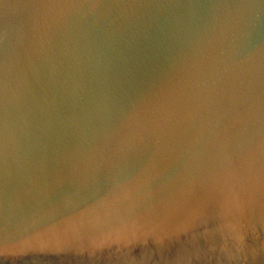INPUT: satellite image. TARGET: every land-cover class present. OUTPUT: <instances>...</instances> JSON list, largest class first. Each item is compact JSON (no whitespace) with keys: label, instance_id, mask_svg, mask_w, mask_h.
<instances>
[{"label":"water","instance_id":"95a60500","mask_svg":"<svg viewBox=\"0 0 264 264\" xmlns=\"http://www.w3.org/2000/svg\"><path fill=\"white\" fill-rule=\"evenodd\" d=\"M0 264H264V0H0Z\"/></svg>","mask_w":264,"mask_h":264}]
</instances>
